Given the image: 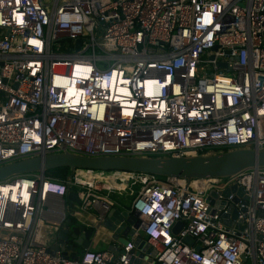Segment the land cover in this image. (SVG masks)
<instances>
[{"label": "built area", "instance_id": "2783aa9c", "mask_svg": "<svg viewBox=\"0 0 264 264\" xmlns=\"http://www.w3.org/2000/svg\"><path fill=\"white\" fill-rule=\"evenodd\" d=\"M240 148L264 150V0H0V166ZM88 172L0 182V264H264V167L191 181ZM233 186L237 203L223 195ZM70 192L83 212L128 211L132 241L75 260L49 252ZM137 237L154 257L133 252Z\"/></svg>", "mask_w": 264, "mask_h": 264}, {"label": "water", "instance_id": "95a60500", "mask_svg": "<svg viewBox=\"0 0 264 264\" xmlns=\"http://www.w3.org/2000/svg\"><path fill=\"white\" fill-rule=\"evenodd\" d=\"M78 45H80V42H78ZM219 67L225 68L226 66L219 64ZM261 167H264V150L247 148L182 158H90L63 153L29 158L0 166V182L18 176L36 173L44 174L48 171L61 168L70 169L71 175L77 170L123 171L191 181L229 178L245 170ZM210 194L211 198L216 197V192L212 191ZM231 194H236L233 203H237L244 195V192L242 188L233 186L227 189L223 195L228 198ZM67 199L78 207L81 205L80 199L75 192H70ZM237 216V211H234L232 219H236ZM84 220H86L85 217ZM84 223L79 218H68L58 228L50 229L47 241L48 251L51 253L60 252L66 260L78 259L92 246L96 238V227L98 226L103 227L110 234L112 245L109 251L117 252L118 246L120 247L119 250L122 251L121 249L132 241L135 230L138 227V223L133 215L124 209L116 207H112L103 217L98 215L95 221H93V226H86ZM225 223L228 226H232L230 221H226ZM183 227L184 224L180 222L176 225L173 232L178 233ZM133 246V252L137 251L143 258L148 257V259H151L150 257L156 255L155 250L142 237H137L133 242Z\"/></svg>", "mask_w": 264, "mask_h": 264}, {"label": "crops", "instance_id": "0c3cea01", "mask_svg": "<svg viewBox=\"0 0 264 264\" xmlns=\"http://www.w3.org/2000/svg\"><path fill=\"white\" fill-rule=\"evenodd\" d=\"M114 202H117V199H114ZM60 206L62 205L61 202H59ZM65 209L68 211V218L72 219H81L86 226H93V221H95V218H97L98 215H101L105 213L101 210L92 209L90 211H81L80 208H78L73 202L66 200L65 203ZM84 217L86 220H84ZM96 238L94 239V242L92 246L90 247V251L92 252H102V251H109L112 242L110 234L107 230H105L103 227L98 226ZM120 249V247H117V251Z\"/></svg>", "mask_w": 264, "mask_h": 264}, {"label": "bare ground", "instance_id": "6f19581e", "mask_svg": "<svg viewBox=\"0 0 264 264\" xmlns=\"http://www.w3.org/2000/svg\"><path fill=\"white\" fill-rule=\"evenodd\" d=\"M86 175H87V181L91 182V183L93 182L94 179H101L102 178V174L95 172V171L94 172H88V173H86ZM18 188H19V186H17V184L14 183L13 188L11 189L13 191L10 192V195L12 196V194H13V196L15 197L18 190H22V186H20L19 189ZM23 188H25V187H23ZM7 190H8V188H6L4 190V192L7 193ZM1 191H2V189L0 188V192Z\"/></svg>", "mask_w": 264, "mask_h": 264}, {"label": "trees", "instance_id": "16d2710c", "mask_svg": "<svg viewBox=\"0 0 264 264\" xmlns=\"http://www.w3.org/2000/svg\"><path fill=\"white\" fill-rule=\"evenodd\" d=\"M47 174L56 179H65L69 176L70 169L61 168V169L51 170L48 171Z\"/></svg>", "mask_w": 264, "mask_h": 264}, {"label": "rangeland", "instance_id": "374dc122", "mask_svg": "<svg viewBox=\"0 0 264 264\" xmlns=\"http://www.w3.org/2000/svg\"><path fill=\"white\" fill-rule=\"evenodd\" d=\"M69 175H71V172H70V174ZM77 190V189H76ZM120 200H122V199H120ZM124 203H127L128 204V202H126V201H124V200H122V204L124 205ZM188 244H191V241L190 240H187L186 241Z\"/></svg>", "mask_w": 264, "mask_h": 264}]
</instances>
